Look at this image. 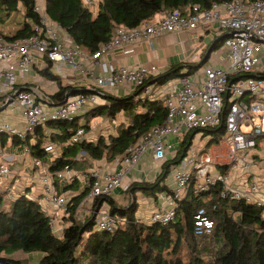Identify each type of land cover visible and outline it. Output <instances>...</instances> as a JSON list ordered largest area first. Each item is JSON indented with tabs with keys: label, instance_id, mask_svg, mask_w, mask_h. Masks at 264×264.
Segmentation results:
<instances>
[{
	"label": "trees",
	"instance_id": "16d2710c",
	"mask_svg": "<svg viewBox=\"0 0 264 264\" xmlns=\"http://www.w3.org/2000/svg\"><path fill=\"white\" fill-rule=\"evenodd\" d=\"M226 1L229 0H100L95 15L84 6V0H45L43 8L48 18L64 30L75 45L93 54L111 38L117 26L132 29L153 22L155 16L167 11H179L185 15L193 6L209 8L215 2ZM34 3L35 0H0V36L10 41L31 35L33 25L40 21L39 13L33 10ZM18 12L22 17L16 30L11 34L4 33L1 25L11 14ZM227 36L224 33L217 37L211 50L221 46ZM52 67V63L46 61L42 68L36 69L40 76L57 86L48 92L52 104H61L66 94L98 93L101 99H105L72 120L47 121L24 139L0 134L2 142L11 137L16 145L27 143V152L34 159L49 157L48 170L53 174L66 168L73 171L87 168L91 160H112L166 117L167 109L162 100L139 99L138 88L132 93L115 96L108 89L100 93L89 87L62 84ZM183 67L185 72H182ZM198 68L197 63L171 65L164 72L150 76L145 83L167 84L176 78L190 76ZM249 76L263 79L264 72L253 70L231 80ZM3 99L4 95H0V101ZM120 113L128 120L116 125L114 133L104 136L100 132L94 141H70L78 127L90 130L91 119L106 117L113 121ZM197 134L206 137L209 146L218 142L226 132L223 125L184 132L175 156L162 162L154 180L128 185L126 192L132 200L126 206L118 205L110 196L93 198L92 209L107 204L110 214L125 220L114 230H97L91 214L84 220L78 217V208L93 181V176L85 169L82 171L89 176L87 185L81 187L77 172L64 184L63 190H71L72 197L64 209V225L56 232L47 211L37 198L29 197L27 187L18 191L20 187L16 188L14 196L9 198L3 184L0 192V264H23L20 259L12 257L18 251L39 254L33 264H264V205L249 203L242 198L223 197L222 184L218 181L198 194L189 190L185 198L178 201L174 219L168 223L151 221L148 218L151 212L146 216L140 211L136 192L154 198L156 204L159 195L171 194V188L165 184L166 176L171 167L187 154ZM32 136L37 141L29 144ZM45 137L60 148L58 157L44 149ZM81 151L84 153L80 154ZM215 168L221 173L228 170L226 165L218 164ZM54 183L57 185L55 180ZM199 209L203 210V218L212 222L209 232H195V216Z\"/></svg>",
	"mask_w": 264,
	"mask_h": 264
},
{
	"label": "built area",
	"instance_id": "2783aa9c",
	"mask_svg": "<svg viewBox=\"0 0 264 264\" xmlns=\"http://www.w3.org/2000/svg\"><path fill=\"white\" fill-rule=\"evenodd\" d=\"M84 1L88 9L97 4L96 0ZM33 10L39 13L40 21L33 25L31 35L10 41L0 36V95H4L0 101V134L24 139L47 121L72 120L85 109L100 103V95L91 93L69 96L56 105L50 102L48 92L43 89L18 84L29 75L37 60L43 65L46 61L53 66L61 63L76 68L89 78V87L96 92L126 86L132 93L138 88L139 99L162 100L167 109L161 124L151 127L115 157V169L90 172L93 181L87 198L111 196L117 187L123 186L127 173L137 167L144 153L149 152L153 161L162 164L171 147L166 141L168 136L179 141L189 130L223 125L226 134L218 142L209 146L208 139L204 146L199 143L193 146L191 142L187 154L169 173L173 184L167 186L171 188V194L159 195L161 205L162 200L170 205L152 209L148 218L162 224L172 221L178 201L185 198L189 190L198 194L217 181L222 184L223 197L242 198L249 203L264 205V177L261 180L254 170L258 163L256 149L264 140V78L249 76L231 80L256 68L264 70V0L215 2L209 8L193 6L185 15L179 11H167L157 21L132 29L117 26L111 38L93 54L75 45L68 35L61 37L59 26L48 18L36 1ZM213 24L228 35L222 44L224 57L221 62L225 61V65L207 64L190 76L176 78L178 86L145 83L150 76L159 74L155 65L123 66L99 59L117 49L124 55H131L140 43L151 45L155 39L168 33L194 31L200 26ZM87 61H91V65H87ZM43 105L47 108L44 109ZM50 106H56V109L52 110ZM14 108L20 109L24 119L25 127L22 129L12 127L2 119L1 111ZM87 139V131L78 127L70 141L80 143ZM54 147L50 143L44 149L53 152ZM7 164L0 161V192L4 184L8 197L12 198L14 193L10 182L13 175ZM33 164L39 166L41 162L35 159ZM218 164L226 165L228 170L219 172L215 168ZM75 173L66 168L56 175L70 179ZM41 180L42 199L51 207L64 211L66 197L52 185L47 175ZM97 207L94 218L97 230H114L119 223L125 222L110 214L104 204ZM48 215L54 227L55 214ZM211 227L212 222L204 219L203 210L199 209L195 216V232H209Z\"/></svg>",
	"mask_w": 264,
	"mask_h": 264
},
{
	"label": "crops",
	"instance_id": "0c3cea01",
	"mask_svg": "<svg viewBox=\"0 0 264 264\" xmlns=\"http://www.w3.org/2000/svg\"><path fill=\"white\" fill-rule=\"evenodd\" d=\"M41 7H44L45 0H35ZM100 0H96L98 3ZM97 6L96 4L93 8H91V11L93 15L97 12ZM162 15H157L153 19V22L157 21L159 18H161ZM223 33L219 31L216 28V25H207V26H200L194 31H188V32H177V33H168L162 37H159L155 39L152 44L147 43H140L136 48L135 52L131 55H124L121 50H114L112 53L104 54L99 59L101 61H111L117 65H123V66H135V65H155L159 69V73L164 72L167 68H169L171 65L179 64L181 63L182 66L185 65V63H197L201 69L203 66L207 64H214L220 67H223L225 65V61L221 62L223 56H217L216 52L210 51L208 57H206L207 51L211 48L212 42L217 39V37H220ZM59 35L61 37L67 36L66 32L62 29H59ZM219 59H221L219 61ZM40 61L37 60L34 67L31 68V71L29 75L23 79L22 81H19L18 84L22 85L24 84L27 87H39L40 89H43L45 92H51L52 90L57 89V86L55 82L46 80L42 76H40L35 68H42L43 64H39ZM91 65V61H87L86 64ZM90 67V66H89ZM182 72L186 71V68L183 67ZM52 71L57 74L62 84H69L76 87H89L91 80L89 78H86L82 75L80 71H78L76 68L69 67L67 65L58 63L56 66L52 67ZM25 81V82H24ZM168 84H173V86H178L177 79L172 80ZM112 95L115 96H123L128 93H131V89L126 88V86H117L112 89H108ZM105 101V99H104ZM102 102V101H101ZM2 119L4 121H7L12 127H15L17 129H22V123L24 124V119L21 116L20 109L14 108L11 111H5L3 113ZM128 118L126 116H123L121 113L117 114L116 119L113 121H109V119H106V117H97L90 120V130L87 131L88 134V140L94 141L96 140V137L100 132H103L104 136H107L109 133H114L115 126L119 123H126ZM81 121V120H80ZM102 126L105 127V129H102ZM44 130L48 133V129L45 128ZM46 134V133H45ZM48 136V135H47ZM37 141L35 136H32L29 139V144H34ZM166 141L171 144L170 149H168L166 153V160L171 159L175 156L178 144V141L176 140V137L168 136L166 138ZM50 143L54 144L53 154L55 157H58V153L60 152V148H57V145H55L54 142H51L48 137H45V141L43 143V146H46ZM263 141H260L257 149H256V156L258 157V160H256L257 166L254 167V170L257 172V174L261 175L264 172H261L260 170H263V151H260V144H262ZM28 144H19L16 145L13 143V140L11 137H7L4 142H2L0 137V161L9 163L10 170L12 173L10 187L13 191L14 189H23L27 187L29 189L28 195L29 197L37 198L39 203L42 205V207L48 212V213H54L56 220L54 222V228L56 231H60L64 225L62 218L64 215V211L62 209H57L51 207L46 201L42 199L41 196V190H42V177L47 175V177L51 180L52 185L54 186V180L56 181V184L54 187L62 193L67 201L72 197L71 190H63L64 184L67 183L69 179L64 181H59V177L56 174L51 173L46 164H43L44 161H46L45 158L39 159L41 164L39 166H34V158H32L29 155V152H27ZM176 147V148H175ZM27 149V150H26ZM259 149L260 152L257 150ZM29 151V150H28ZM48 155V154H47ZM261 156V158H259ZM49 158V157H48ZM47 158V159H48ZM74 159V158H72ZM78 159V156L75 158ZM74 159V160H75ZM114 159L110 161H107L105 158L99 159V160H89L90 165L87 168H82L80 170L75 169L74 172H77L79 174V182L81 187H84L88 183V177L84 175V172L82 170L85 169V171L89 174L93 170L100 171V172H106L112 169L116 168V165L114 163ZM260 161V162H259ZM175 166H172L170 169L173 170ZM12 167V168H11ZM161 170V164L155 162L152 160L150 153H144L137 165V167L131 169L123 181L122 187H117L113 193L111 194V198H113L116 202H118V205L126 206L127 204H124V202H121L123 199L121 198L122 195L126 194L124 191V187L126 185L131 184L132 182H150L155 179V177L159 174ZM245 177V176H244ZM246 178V177H245ZM244 178V179H245ZM263 176L260 178L261 180ZM242 177L241 180L242 181ZM165 184L171 186L173 184L172 178L169 175L166 176ZM6 188V186H5ZM9 189V188H8ZM138 194H141L139 192H136ZM141 196V195H140ZM142 200H137V203L139 204L140 211L148 216L150 211L152 209L159 208L154 201V198H147L146 196H142ZM132 200V199H130ZM124 201V200H123ZM92 202L93 199L87 198V196L82 200L77 214L79 219H85L88 215L91 214V218L93 216V213L95 209H92ZM158 202H161V199H158ZM162 205L164 207H168L170 204L168 202H165L162 200ZM105 206V204H104ZM94 210V211H93ZM58 234V233H57Z\"/></svg>",
	"mask_w": 264,
	"mask_h": 264
},
{
	"label": "rangeland",
	"instance_id": "374dc122",
	"mask_svg": "<svg viewBox=\"0 0 264 264\" xmlns=\"http://www.w3.org/2000/svg\"><path fill=\"white\" fill-rule=\"evenodd\" d=\"M21 17H22V13L21 12H18L16 15L15 14H11L10 15V17L6 20V21H4V23L1 25V30L4 32V33H6V34H11V33H13L15 30H16V28L18 27V25H19V23H18V20L19 19H21ZM222 45L221 46H219L218 48H216V50H214V52H216V55L217 56H223L224 55V53H223V51H222ZM221 59H219V61H220ZM37 68H35V70H36ZM184 69V68H183ZM256 71H262V72H264V70L263 69H259V68H256L255 69ZM100 103H103L104 102V99H101L100 98ZM102 101V102H101ZM43 108L45 109V108H47V106H45V105H43ZM49 108H51L52 110H55L56 109V106H50ZM9 109H7V111H8ZM6 110H3V111H1V114H3L4 112H5ZM22 128H24L25 127V123L23 124L22 123ZM177 140V139H176ZM193 146H196L198 143L201 145V146H204L205 144H206V137H200V135L199 134H197L196 136H194V139H193ZM176 147H178V144L176 145ZM175 147V148H176ZM258 152H260V151H263V158H264V140H263V143L262 144H260V151H259V149L257 150ZM46 161H44L43 162V164H46V165H49V161L51 160H49V158L48 159H45ZM8 166H9V163L7 164ZM49 166H47V168H48ZM9 168H10V166H9ZM12 168V167H11ZM261 172H264V165H263V170L261 169L260 170ZM259 175H260V172H259ZM264 177V173L261 175V177ZM59 177V181H66L67 180V176H63V175H59L58 176ZM66 182H69V181H66ZM12 183V182H11ZM19 187V186H18ZM14 191H15V189L13 190V193H14ZM125 192H126V190H124ZM141 194H138V193H136L135 194V196H136V199L139 201V200H142L141 198H142V195L140 196ZM121 198L124 200H122L121 202H124V204H127L128 205V202L130 201V199H131V195L128 193V192H126V194H124V195H122L121 196ZM118 203V202H117ZM157 206L158 207H162V205H161V203L160 202H158V204H157ZM105 208L108 210L109 209V206L107 205V204H105ZM55 232H56V230H54ZM12 257H15V258H17V259H20L21 260V262L23 263V264H33V261L34 262H36L37 261V259H38V257H39V254H25L24 252H22V251H18V252H16L14 255H12Z\"/></svg>",
	"mask_w": 264,
	"mask_h": 264
},
{
	"label": "water",
	"instance_id": "95a60500",
	"mask_svg": "<svg viewBox=\"0 0 264 264\" xmlns=\"http://www.w3.org/2000/svg\"><path fill=\"white\" fill-rule=\"evenodd\" d=\"M210 51H211V48L207 51L205 59L208 57ZM68 96H69V94H66L65 99H66ZM63 101H64V100H63ZM2 108H3V107H2ZM2 108H1V109H2ZM97 209H98V207L95 208V211H94V213H93L92 219L95 218V215H96Z\"/></svg>",
	"mask_w": 264,
	"mask_h": 264
},
{
	"label": "clouds",
	"instance_id": "9594fccd",
	"mask_svg": "<svg viewBox=\"0 0 264 264\" xmlns=\"http://www.w3.org/2000/svg\"><path fill=\"white\" fill-rule=\"evenodd\" d=\"M89 88H90V87H89ZM69 96H70V95H69ZM69 96H68V97H69ZM68 97H67V98H68ZM165 160H166V159H165Z\"/></svg>",
	"mask_w": 264,
	"mask_h": 264
},
{
	"label": "bare ground",
	"instance_id": "6f19581e",
	"mask_svg": "<svg viewBox=\"0 0 264 264\" xmlns=\"http://www.w3.org/2000/svg\"><path fill=\"white\" fill-rule=\"evenodd\" d=\"M110 213V212H109ZM54 232V231H53Z\"/></svg>",
	"mask_w": 264,
	"mask_h": 264
}]
</instances>
